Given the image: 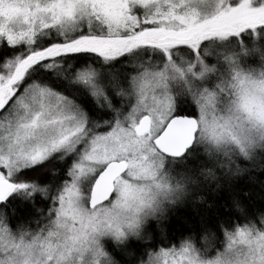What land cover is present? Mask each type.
I'll list each match as a JSON object with an SVG mask.
<instances>
[{"label": "snow or ice", "instance_id": "obj_1", "mask_svg": "<svg viewBox=\"0 0 264 264\" xmlns=\"http://www.w3.org/2000/svg\"><path fill=\"white\" fill-rule=\"evenodd\" d=\"M260 149L264 0H0V264H264V185L170 223Z\"/></svg>", "mask_w": 264, "mask_h": 264}, {"label": "trees", "instance_id": "obj_2", "mask_svg": "<svg viewBox=\"0 0 264 264\" xmlns=\"http://www.w3.org/2000/svg\"><path fill=\"white\" fill-rule=\"evenodd\" d=\"M179 104L188 109L191 102L185 98H179ZM262 185H264V169H253L234 179L221 177L219 179V187L217 186L216 180L209 179L206 182L205 188L195 194L203 198L202 203H197L194 200V203L189 202L187 204L178 205L174 209L170 220V223L174 226L172 229L174 235L179 237L180 233L183 231V227L186 224L198 222L199 217L197 213L205 211L216 215H223L224 217H230L232 227L226 228L221 226V233L226 230L232 231L235 227L242 226L247 223V221L242 218L240 209L232 204L231 192L233 189L251 190L254 196L258 197ZM259 202L260 201L257 199V203ZM31 228H36L35 221L31 224ZM188 235H192L193 238L195 237L194 232L185 233V237ZM180 243L181 241L176 239L173 243L167 244V247L170 249H178ZM164 247L165 245L163 244L157 245L158 250Z\"/></svg>", "mask_w": 264, "mask_h": 264}, {"label": "clouds", "instance_id": "obj_3", "mask_svg": "<svg viewBox=\"0 0 264 264\" xmlns=\"http://www.w3.org/2000/svg\"><path fill=\"white\" fill-rule=\"evenodd\" d=\"M259 151L264 152V149H260ZM237 163H239V162H237ZM251 170H253V168L248 166V165H240L239 170L232 171L230 174L218 173L217 174V180H219L221 177L228 178V179H234L236 177L244 175L246 172L251 171ZM195 201L197 203H202L203 198L198 196V195H195Z\"/></svg>", "mask_w": 264, "mask_h": 264}, {"label": "rangeland", "instance_id": "obj_4", "mask_svg": "<svg viewBox=\"0 0 264 264\" xmlns=\"http://www.w3.org/2000/svg\"><path fill=\"white\" fill-rule=\"evenodd\" d=\"M178 250V249H177ZM171 259V257H167V258H164L162 257L161 258V264H167V262Z\"/></svg>", "mask_w": 264, "mask_h": 264}]
</instances>
